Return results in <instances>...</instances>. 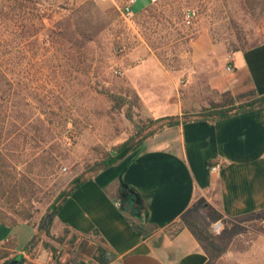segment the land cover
<instances>
[{
	"label": "rangeland",
	"instance_id": "374dc122",
	"mask_svg": "<svg viewBox=\"0 0 264 264\" xmlns=\"http://www.w3.org/2000/svg\"><path fill=\"white\" fill-rule=\"evenodd\" d=\"M126 1L0 0L5 5L0 17V177L8 189L25 194L19 202L32 213L36 230L33 236L28 223H0V242L20 236L19 244L31 248L23 256L34 264L95 262L80 237L56 228L52 218L45 226L44 221L74 177L89 174L104 153L133 133L125 105L115 108L108 94L131 100L136 118L159 117L147 105L150 98L141 97L152 95L154 82L145 81L140 68L147 65L160 76L155 71L162 66L176 76L174 96L179 91L184 106L187 100L205 102L202 85L186 90L192 39L206 31L228 52L238 33L247 45L263 41L264 2L249 9L244 0H161V6L148 0L164 14L154 19L137 11L143 0L124 18L120 9ZM187 9L195 11L193 18H186ZM178 11L182 16L177 18ZM205 106L187 108L179 117L202 116ZM5 204L0 208L9 214ZM259 212L229 219L204 204L188 212L207 237L201 239L206 264H264Z\"/></svg>",
	"mask_w": 264,
	"mask_h": 264
},
{
	"label": "crops",
	"instance_id": "0c3cea01",
	"mask_svg": "<svg viewBox=\"0 0 264 264\" xmlns=\"http://www.w3.org/2000/svg\"><path fill=\"white\" fill-rule=\"evenodd\" d=\"M147 3L143 0L137 11ZM190 46L193 67L186 90L202 85L205 102L187 100L184 106L180 92L174 96L176 76L156 65L160 76L153 75L145 65L143 78L154 84L152 95L141 97L150 98L147 105L156 115L200 109L223 91H230L237 104L264 97V42L228 52L200 31ZM213 164L219 165L216 171L209 168ZM201 204L229 219L264 210V103L163 127L73 189L53 224L80 237L96 263L206 264L201 239L183 220ZM19 237L2 242L11 239L13 250L23 255L26 245Z\"/></svg>",
	"mask_w": 264,
	"mask_h": 264
},
{
	"label": "trees",
	"instance_id": "16d2710c",
	"mask_svg": "<svg viewBox=\"0 0 264 264\" xmlns=\"http://www.w3.org/2000/svg\"><path fill=\"white\" fill-rule=\"evenodd\" d=\"M159 5H163L164 2L159 0ZM175 0H170V2H174ZM264 0H244V4L246 5L247 8L249 9H256L258 5L262 4ZM12 3L7 6H11ZM151 3H147L139 12L143 16H146V18H161L164 16V14L160 11L157 12L156 8L150 5ZM4 4L0 3V17L3 15L2 11L4 9ZM181 7H179L180 10ZM177 18L182 16V12L178 11L177 15H175ZM263 41L264 42V31L262 33ZM260 42V43H261ZM258 44V43H257ZM230 45V50L231 51H238V50H246L250 47H253L254 45H247L246 40L243 39V37L238 33L236 35V39H232L229 42ZM0 78H2V75H0ZM1 82V81H0ZM2 90L0 88V99L1 97ZM110 100L112 101V104L115 108H119L123 105H125V112L126 115L129 117V119L132 120L133 128L134 131L133 133L122 143H120L113 152L107 154L104 153L103 156L101 157L100 161L95 163L93 165L92 171L85 175V174H80L72 179V181L69 184V187L61 193L62 197H60L58 200L57 198L54 199V201L50 204L48 210L46 213L49 212L52 208H54L52 212V220L56 216L59 208L61 207L64 199L66 196L76 187H78L84 180L87 178L93 176L99 169L107 166L108 164H111L114 160H116L119 156H123L124 154L132 151L135 149L141 142H143L146 138L157 132L158 130L162 129L165 126L173 125L179 120H187L191 118H183L179 117V115H163L159 117H148L146 119L142 118H136L133 115V112L131 111V105L132 101L124 98L121 95H117L114 93L108 94ZM261 104L264 103V97L256 99L254 101L244 103V104H237L234 101V98L231 94L230 91H223L218 93L217 97L215 98H210L208 99V104L203 108L204 113L202 116L198 117H204V118H209V119H214L215 117H220V116H225L229 113L233 112H238L243 109H247L249 107H252L255 104ZM1 113L0 111V136L2 132V126H3V121L4 118H1ZM195 118V117H193ZM7 194V195H6ZM27 197L25 196L24 193L18 194L17 189H8L5 185H3V179L0 177V206H5L6 202H8V206L10 208V213H6L0 208V223L1 224H6V225H16L21 222H26L34 227L33 224H31V219H32V213L30 210L25 206V204L20 203L19 200L21 199H26ZM260 215L264 216V210L259 212ZM11 214V215H10ZM189 217L186 215L183 217L184 222L198 235L200 239L206 238V235L203 234V232L199 233L197 230V227L194 226L195 224L188 219ZM196 227V228H195ZM40 228V227H39ZM178 228V227H177ZM176 228V229H177ZM46 233H48L49 229L45 230ZM70 232L69 229L65 228V233ZM202 234V235H201ZM36 235V230L34 232V235ZM76 235V234H74ZM77 236V235H76ZM75 237V236H74ZM75 238H72L70 241L73 242ZM46 245V244H45ZM14 243L12 242L11 239H7L4 242L0 244V260L2 259L3 262L2 264H10L12 259H14L17 255V251H14ZM30 244H27L25 246V250L27 249L28 251L31 250L29 247ZM55 251V250H54ZM15 264H34L32 262H29L26 257L22 256Z\"/></svg>",
	"mask_w": 264,
	"mask_h": 264
},
{
	"label": "built area",
	"instance_id": "2783aa9c",
	"mask_svg": "<svg viewBox=\"0 0 264 264\" xmlns=\"http://www.w3.org/2000/svg\"><path fill=\"white\" fill-rule=\"evenodd\" d=\"M136 0H127L121 7L120 9V12H121V15L124 17V18H127V16L131 15L132 14V10H131V7L132 5L134 4ZM185 16L187 19H190V18H193L195 16V11L193 9H187L186 10V13H185ZM121 50V49H120ZM228 62L231 61V55L228 54ZM231 64L229 63L228 65H226V69L227 70H231ZM116 72H119V71H116ZM219 165L218 164H213V165H210V169L213 170V171H216L218 169ZM217 223H215L216 225ZM86 264H102V263H96V262H90V263H86ZM103 264H120L118 260H115V259H112V260H109L107 261L106 263H103Z\"/></svg>",
	"mask_w": 264,
	"mask_h": 264
},
{
	"label": "water",
	"instance_id": "95a60500",
	"mask_svg": "<svg viewBox=\"0 0 264 264\" xmlns=\"http://www.w3.org/2000/svg\"><path fill=\"white\" fill-rule=\"evenodd\" d=\"M53 210H54V208H52L51 211L46 215V219L44 221V226L47 225V223L49 222V220H51ZM22 256H23L22 253H18L16 255V257L14 259H12V261L10 262V264H15Z\"/></svg>",
	"mask_w": 264,
	"mask_h": 264
}]
</instances>
